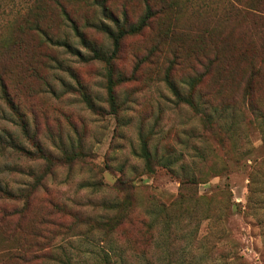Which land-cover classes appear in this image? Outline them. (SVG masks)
<instances>
[{"label":"rangeland","instance_id":"374dc122","mask_svg":"<svg viewBox=\"0 0 264 264\" xmlns=\"http://www.w3.org/2000/svg\"><path fill=\"white\" fill-rule=\"evenodd\" d=\"M205 1L219 5L231 2L243 9L235 0ZM132 11L134 18L140 14L138 7ZM193 14L190 11V19H184L186 26L182 28L186 32L214 28L221 16L226 22L223 21L227 42L221 45L224 59L217 65L220 71L224 70L219 75V68L215 66L201 88L209 94L205 99L210 103L230 107L228 116L233 118L229 121L236 124L230 135L220 129H210L189 108L174 104L162 81L163 69L169 64L164 56L160 57L159 71L141 65L137 80L120 87L121 98L129 92L133 102L119 115L130 124L119 127L118 119L110 113L106 102V67L103 64L86 61L57 48L44 50L52 59V69L48 68L42 59L37 63L40 52L34 40L28 37L31 50L26 56L31 61L27 64L35 62L39 66L38 76L21 77L14 100L31 130L38 132L45 150L53 151L52 143L58 139L77 145L81 138L84 156L72 171L56 167L54 174L46 178L44 189L28 199L27 210H24L28 203L25 198L0 200V209L12 214L9 223L4 225L6 228L0 226V264H25L19 260L24 253L23 247L34 243L43 246L45 257L33 264H65L68 259L73 264H103L106 254L118 261L122 254L119 250L131 240L141 238L139 233L147 222L146 211L151 200L169 206L181 192L195 193L204 200L201 220L191 229L194 240L183 241L180 247L185 251H179L176 257L187 264H264V144L261 134L264 122L254 120L251 113L252 107L264 113V15L251 11L225 19L221 11L217 12V17ZM157 36L154 24L143 36L125 39L123 58L118 64L121 73L130 75L131 54L152 44ZM90 37L107 43L105 37L96 32H90ZM217 42L220 44V38ZM72 45L86 54L76 41ZM26 68L20 67V70L26 72ZM187 73L188 67L174 68L173 77L180 81ZM249 82L250 89L246 92ZM80 85L102 108V113L95 114L87 108ZM141 123L146 129L156 124V129H152L155 133L153 150L158 148L163 153L175 148L178 153L182 152L187 162L202 169L204 181L195 186H183L166 168L154 166L149 170L135 154L139 144L137 126ZM0 136L7 145L13 140L19 148L33 150L1 102ZM7 145L5 150L0 148V188L19 194L33 182L34 175L44 173L45 164L34 162L23 151ZM194 146L199 147V156ZM93 181L101 184L99 187L109 188L88 187ZM125 184L131 188L123 189ZM115 186L117 189L111 188ZM127 194L132 196L133 203L128 221L134 220V226L123 225L112 236L111 244L100 235L86 232L89 226L95 227L87 222L88 219L97 220L103 214L101 202L117 197L124 200ZM41 221H45L43 236L32 237L29 231L36 228L35 225L41 226ZM187 231L188 228L184 229V233ZM158 234L156 231V236ZM174 246L178 249V242ZM110 247L118 249L117 253L111 252ZM143 247L141 243L139 250ZM148 252L154 257L163 255L154 245L149 246Z\"/></svg>","mask_w":264,"mask_h":264},{"label":"trees","instance_id":"16d2710c","mask_svg":"<svg viewBox=\"0 0 264 264\" xmlns=\"http://www.w3.org/2000/svg\"><path fill=\"white\" fill-rule=\"evenodd\" d=\"M241 8L234 6L231 2L222 5L205 0H0V102L10 112L15 125L19 127L24 137L30 142L33 150L26 151L14 143L10 144L0 136V148L5 150L6 145L23 151L34 162L45 164L43 174L33 176V182L26 190L19 194L13 193L9 189L0 188V200H30L39 189H44V182L48 176L54 174L56 167H66L72 171L78 161L84 156L82 139L78 144L71 142L66 144L62 139L53 141V151L45 150L41 144L38 132L30 128L25 115L21 113L19 106L14 100V91L21 85V77L38 76L39 66L27 58V53L31 50L28 37L34 40L40 52V60L37 63H44L52 69L51 56L44 50L54 51L63 48L65 52L75 55L86 61L93 60L106 67V102L109 105L110 113L118 119L119 127L130 124L129 120L120 118L119 115L129 109V103L133 102L132 94L127 92L123 99L119 93L120 87L129 84L138 77L141 65H148V69L160 70L159 60L164 56L168 66L163 69L162 81L166 89L170 92L177 107L186 106L196 116H200L210 129H220L224 134H233L236 124L228 116L230 107L225 105H215L207 101L206 92L202 90L203 81L212 73V69L219 65L224 59L221 45L225 46L227 36L224 31L225 20L221 19L214 28H208L200 32H186L182 27L185 25L184 19L192 16L203 17L205 15H217L223 12L225 19L237 16L239 13H249L254 11L264 15V0H235ZM140 8V14L134 18L132 10ZM248 11H246V10ZM224 21V23H223ZM154 24L158 29V38L152 44L144 46L138 51H134L130 75L121 73L118 64L123 58L122 45L129 37L143 36L148 29L152 30ZM183 30V32H179ZM90 32H96L105 37V43H99L90 37ZM71 36V38H70ZM220 38V44L217 40ZM76 41L78 46L86 54L83 55L72 43ZM108 44V45H107ZM219 44V45H217ZM233 58V56H232ZM50 63V64H49ZM57 65L59 63H56ZM26 72L20 70L25 67ZM188 67L189 73L182 75L180 81L173 77L174 68L181 69ZM219 68V66H217ZM224 69L218 74H222ZM16 79V81H13ZM17 85V86H16ZM250 89V82L246 92ZM80 94L87 108L95 114L103 112L97 106L93 98L86 89L80 85ZM248 97L246 94L245 98ZM254 120L264 122V113L260 109L251 108ZM36 128V126H35ZM156 124L145 128L143 123L137 126L138 150L136 156L141 159L149 170L154 166L168 169L182 183V185L195 186L204 178L203 171L197 166L187 162L184 154L178 153L175 148L165 150L160 153L157 148L152 149V138ZM262 131V142L264 144V129ZM77 134V133H76ZM189 142V140H186ZM199 156V147L193 149ZM97 181H93L88 187L101 190ZM117 189V187H111ZM131 188L125 184L123 189ZM25 203L24 210L30 205ZM132 196L127 194L124 200L115 198L101 202L103 214L97 220L88 219L89 226L87 233L102 236L107 243H112V236L118 229L128 223L134 226L135 221L129 220V213L132 210ZM204 198L198 197L195 193H179L177 198L166 206L165 204L151 200L147 208V222H145L140 234V239L131 240L119 251L122 253L119 260L112 259V255L106 254L103 264H158L160 260L164 264H187L176 257L179 251H185L181 246L182 242L194 240L191 234L193 226L201 220L203 210L201 204ZM12 214L0 209V226L6 228L9 223L8 218ZM45 221H41V226H34L29 234L32 237H42ZM188 231L184 233V229ZM156 231L159 232L156 236ZM86 233V234H87ZM142 233V234H141ZM143 241V242H141ZM178 242V249L174 244ZM141 243L143 248H140ZM162 252V257L151 256L148 252L149 246ZM111 252L117 253L118 249L110 247ZM23 255L19 260L25 264L39 262L45 257L43 246L34 243L28 247H23ZM17 257V256H16ZM65 264H73L66 261Z\"/></svg>","mask_w":264,"mask_h":264}]
</instances>
